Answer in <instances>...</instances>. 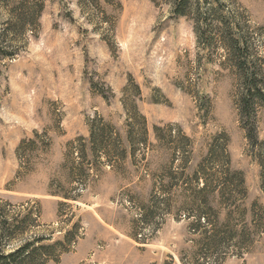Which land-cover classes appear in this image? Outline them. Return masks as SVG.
Masks as SVG:
<instances>
[{
    "label": "rangeland",
    "instance_id": "374dc122",
    "mask_svg": "<svg viewBox=\"0 0 264 264\" xmlns=\"http://www.w3.org/2000/svg\"><path fill=\"white\" fill-rule=\"evenodd\" d=\"M22 1L0 0V200L76 238L47 264H264V104L253 142L227 49L264 85V0ZM103 124L122 161L94 153Z\"/></svg>",
    "mask_w": 264,
    "mask_h": 264
},
{
    "label": "trees",
    "instance_id": "16d2710c",
    "mask_svg": "<svg viewBox=\"0 0 264 264\" xmlns=\"http://www.w3.org/2000/svg\"><path fill=\"white\" fill-rule=\"evenodd\" d=\"M95 4L98 0H85ZM192 0H174L173 9L177 15H186L187 9L190 7ZM27 9L31 10L26 13L33 18H38L44 10V2H35L34 0H23L21 5H26ZM23 22L24 30H31L33 28V21L21 20ZM36 23V22H35ZM4 32L16 33L15 29L9 27ZM19 27V26H18ZM18 29V28H17ZM8 43V44H7ZM9 42L5 41L0 36V55L12 57V52H5L9 48H13ZM228 60L233 62L234 67L240 73L242 93L240 96V115L242 121L246 122L244 128L248 132V137L253 142L258 140L256 132L255 117L257 109L260 105L264 104V85L261 75L252 68L246 51L248 46L240 40H236L228 46ZM91 142L93 143V151L96 154L102 155L108 159L117 158L123 160L126 156V148L121 144L120 138L114 135L112 127L108 124L92 125L91 127ZM2 202V204H1ZM5 204V205H4ZM6 206H12L9 202L0 200V264H47L50 260H56L60 253L66 251L68 245L75 242L76 238H70L71 234L67 233L61 240H56L46 244L45 242L52 241V236L48 237H34L27 234L31 231L35 219L32 214H35L32 208H26L18 214H13L6 210ZM13 207V206H12ZM37 216V215H36ZM204 245L211 247L213 252L210 256L204 255L206 259L211 256L217 257V252L223 247L218 237L219 232L214 231L211 234L206 230ZM27 235V237H25ZM24 237V239H22ZM18 240L21 244L15 246ZM208 243V244H207ZM61 247V248H60ZM217 251V252H216ZM216 253V254H214Z\"/></svg>",
    "mask_w": 264,
    "mask_h": 264
}]
</instances>
